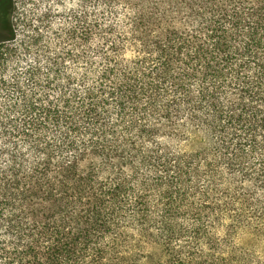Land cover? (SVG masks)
<instances>
[{"label":"trees","instance_id":"16d2710c","mask_svg":"<svg viewBox=\"0 0 264 264\" xmlns=\"http://www.w3.org/2000/svg\"><path fill=\"white\" fill-rule=\"evenodd\" d=\"M12 6L0 264H245L221 217L264 191V0H34L18 37Z\"/></svg>","mask_w":264,"mask_h":264},{"label":"rangeland","instance_id":"374dc122","mask_svg":"<svg viewBox=\"0 0 264 264\" xmlns=\"http://www.w3.org/2000/svg\"><path fill=\"white\" fill-rule=\"evenodd\" d=\"M33 3L34 0H12L14 12L11 19L17 37L21 31L20 21L22 16L27 12L29 15L32 14L31 9ZM4 38L0 39V57L1 54H4L3 57L9 54L11 49L15 48L19 41L18 38L15 41L3 43ZM2 70L3 61L0 60V77L3 75ZM2 93L3 92L0 91V103L4 98ZM1 144L2 138L0 137V146ZM242 194L244 197H246L247 194L252 195V197L247 199V205L245 204L246 207L235 201L231 203L233 204L232 210L234 211L222 215L221 226L223 229L232 228L233 223H235V221L238 222L232 229L233 232L228 239V245L236 256L244 261L245 264H264V191L247 186ZM221 235L222 234H219V236Z\"/></svg>","mask_w":264,"mask_h":264},{"label":"flooded vegetation","instance_id":"af4514ba","mask_svg":"<svg viewBox=\"0 0 264 264\" xmlns=\"http://www.w3.org/2000/svg\"><path fill=\"white\" fill-rule=\"evenodd\" d=\"M8 0H0V39L7 36Z\"/></svg>","mask_w":264,"mask_h":264}]
</instances>
